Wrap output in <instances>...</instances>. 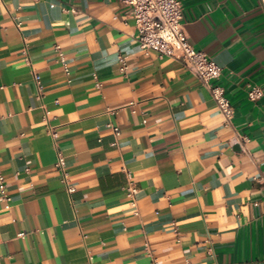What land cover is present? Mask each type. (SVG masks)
Instances as JSON below:
<instances>
[{"label": "crops", "instance_id": "obj_1", "mask_svg": "<svg viewBox=\"0 0 264 264\" xmlns=\"http://www.w3.org/2000/svg\"><path fill=\"white\" fill-rule=\"evenodd\" d=\"M180 1L230 122L122 0L0 1V264H264V0Z\"/></svg>", "mask_w": 264, "mask_h": 264}, {"label": "built area", "instance_id": "obj_2", "mask_svg": "<svg viewBox=\"0 0 264 264\" xmlns=\"http://www.w3.org/2000/svg\"><path fill=\"white\" fill-rule=\"evenodd\" d=\"M1 1V0H0ZM127 4V13L134 20L137 30L138 46L147 53L149 49H155L160 54L179 57L186 68L197 74L209 87L217 108L223 114L225 120L230 122L233 115V106L225 94L223 86L212 84L210 80L221 73V66L204 50L195 48L188 39L182 21V4L180 0H122ZM124 68L125 62L120 58ZM35 80L40 84L39 75L34 74ZM263 94L259 84L250 83L247 88V96L250 100H256ZM113 132L117 133L116 125L109 124ZM51 137L55 138L57 132L49 129ZM55 167L65 177V159L60 151L56 154ZM4 188L0 176V191ZM69 192L72 187L67 188ZM130 195L136 191L132 182L127 188Z\"/></svg>", "mask_w": 264, "mask_h": 264}]
</instances>
